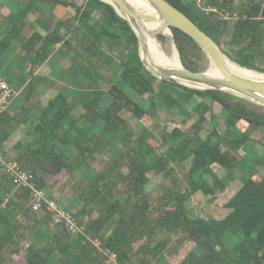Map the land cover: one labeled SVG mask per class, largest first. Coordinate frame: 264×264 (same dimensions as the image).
I'll list each match as a JSON object with an SVG mask.
<instances>
[{"label": "trees", "instance_id": "obj_1", "mask_svg": "<svg viewBox=\"0 0 264 264\" xmlns=\"http://www.w3.org/2000/svg\"><path fill=\"white\" fill-rule=\"evenodd\" d=\"M47 1L71 12L48 33L37 31L18 8L0 23V73L10 65L2 76L14 90L21 88L0 113L3 156L17 161L35 188L58 190L77 169L88 171L96 154L102 156L104 130L113 137L114 156L84 182L78 196L82 205L67 211L101 247L116 254L119 264H152L171 250L177 236L182 241L171 252L174 260L165 264H264V177L258 175L264 153L256 159L240 153L247 145L257 153L264 150V143L253 138L264 134V106L221 90L200 91L154 77L142 64L133 29L103 0ZM167 1L233 59L264 72V0H242L239 7L235 0ZM19 2L24 6L27 0ZM229 13L233 19H227ZM171 29L183 66L201 71L200 62L208 59L204 51L182 30ZM48 60L64 64L60 81L74 80L75 88H83L84 77L93 87L78 91L81 97L75 102L59 86L43 102L48 82L37 70ZM111 69L139 100L98 75ZM214 103L219 113L212 112ZM180 108L190 113V125L173 118L172 129L163 128L157 138L152 125L158 111L174 114ZM124 110L139 124V134L121 115ZM221 121L226 125L223 134ZM18 132L28 141L13 140ZM223 167L228 169L226 179L219 175ZM151 171L169 181L156 202L145 191ZM236 178L240 182L232 185ZM228 185L232 190H226ZM197 193L212 197L213 210L225 209V215L194 213ZM126 204L130 211L122 215ZM13 255L21 256L24 264H108L89 240L55 222L46 202L36 209L32 189L18 185L0 168V264H14Z\"/></svg>", "mask_w": 264, "mask_h": 264}, {"label": "water", "instance_id": "obj_2", "mask_svg": "<svg viewBox=\"0 0 264 264\" xmlns=\"http://www.w3.org/2000/svg\"><path fill=\"white\" fill-rule=\"evenodd\" d=\"M114 7L116 12L127 20L138 39L139 55L144 67L156 78L182 87L200 91L221 90L250 102L264 106V72L242 65L224 52L219 44L205 33L185 13L167 0H140L146 8H137L128 0H103ZM155 24L149 29V25ZM172 27L189 35L204 51L217 70V74L208 70L194 71L183 66L177 49ZM169 29L170 34L165 33ZM159 35L168 37L177 54L178 66L151 61L149 40ZM263 74H248L246 72Z\"/></svg>", "mask_w": 264, "mask_h": 264}, {"label": "rangeland", "instance_id": "obj_3", "mask_svg": "<svg viewBox=\"0 0 264 264\" xmlns=\"http://www.w3.org/2000/svg\"><path fill=\"white\" fill-rule=\"evenodd\" d=\"M235 2H236V6L239 7L242 0H235ZM77 3H81V1L78 0ZM233 13H236V17L239 15L238 10L234 11ZM2 15H3V12H0V19L2 18ZM225 16L229 20L233 19V18H230L231 13H229L228 16L227 15H225ZM93 17H94V19H98L99 13L95 12L93 14ZM49 31H51V28H50V30H48V32ZM62 31L65 32V34H66L65 29H63ZM229 39H230V32L226 36V40H229ZM159 41L161 43V47L163 48V50L168 55H172L174 53L173 43L168 37H166L164 40L159 39ZM231 52L235 53L236 50H232ZM18 58H19V56H18ZM51 63L49 60L46 61V65H44L45 71L50 70V68L53 67V63L52 64ZM261 63H263V65H264V60ZM200 64H201L200 67L202 68L201 71H205V70L210 69L209 70L210 72L215 73V74L218 73L217 70L213 67V65L209 59L201 61ZM63 66H64V64H62V66L58 67L59 69L54 68V73H55L56 77H58L59 81H60V75L62 74V72H64V69L62 68ZM9 72H10V69L8 68V66H5L4 71L2 73L8 74ZM98 75L99 76L103 75L104 77L108 78L109 81L116 83L132 99H134V100L140 99L138 94H136L128 85L123 83V81L121 79H119L118 71L115 72V70H113V69H111L110 71H99ZM82 78L80 80L83 81L84 85H83V88L79 87L78 91L83 92V89H84V92L85 91L88 92L93 87L94 82L91 80L84 79V77H82ZM108 85H109V83L104 84L105 87ZM60 89L64 93H66V95H68V96L75 95V96H78L79 98L81 97L80 92L77 91V88H75V84H73V82L69 83V84L66 83L65 85H63V87H60ZM15 91H16V89H15ZM50 91H54V90L49 89V92ZM17 93L18 92L16 91V94ZM73 100H75V99H73ZM195 100L201 101V97L195 96ZM77 101H79V100L77 99ZM75 102H76V100H75ZM191 103L193 105L194 101ZM143 105L148 107L149 102L144 101ZM219 111H220V107H218V105L215 103L212 104V112L219 113ZM121 115L127 119L129 126L132 127L137 134H139L140 126L134 119H130L129 113L124 110L121 112ZM189 115H190V113H188L184 108L176 109L174 114H171L170 112L168 113V111L166 109H163V110L160 109L157 113L156 123H154L152 125V129L155 131L156 137L159 138V135H161L163 128L168 129V130L172 129L173 118L176 122H182L185 126H189L191 123V121H190L191 119L189 118ZM219 126H220L219 132H221L222 134L225 133L226 132V125L224 124L223 121H221ZM101 133H102V136H104V138L107 139L106 144L101 149L103 151L101 153L102 156L99 154H96L97 161L93 163L92 167L88 171L77 169V171L74 173V175L71 177V179L68 180V182L62 183L63 185H61L58 190L52 189L49 191H43L44 195L46 196V198L49 201L55 202L60 208H62L64 210H69L74 205V208L71 209L72 211L77 209L78 207H80L82 205V200H78V196H79V192H81L83 189L84 182L90 181L96 175V173L100 172L104 168V166L109 165L108 162L114 156V151L112 150L113 148L110 149V146L112 147V145H113V137L107 136L105 134L104 130H101ZM206 133H207L206 130H204L202 132L203 135H206ZM227 134L232 136L233 131L228 130ZM18 136H19V138H21V140H24L25 142L28 141L27 136L20 134L19 132H18V135H15V138L13 140L17 141ZM253 138L264 143V134H262V133H255L253 135ZM247 147H248V145L246 147L240 149V153L243 155L246 154L247 157H249L251 159H256V158H258L259 155L264 153L263 149H258L259 151L257 153L254 151L253 147H250V150ZM68 152L71 155L74 154L73 149H70ZM123 171L126 172L127 169L123 168ZM227 171H228V169L223 167L219 170V175L222 176L224 179H226L227 178ZM258 175L261 177H264V166H262L259 169ZM147 176L149 177L150 182L148 183L145 191L147 193H150L149 200L152 202H156L158 197L161 195L163 188L168 186L169 181L166 178H164L162 175H155V173L153 171L149 172L147 174ZM239 182H240L239 179L236 178L234 180V182L232 183V185H237ZM230 189L232 190L231 185L230 186L228 185L226 190L229 191ZM50 197H52L53 199L51 200ZM125 198H126L125 195L120 196V199L122 201H124ZM195 198H196V200H195V202H193V206H194L193 212L194 213H196V212L200 213L201 212V213H204L208 216H214L216 218H222L225 215V212H226L225 209H221L219 211L213 210V208L211 207L212 202H213L212 197L205 196L202 193H197L195 195ZM129 211H130V207H129V205L126 204L124 206V209H123L121 214L127 215ZM97 213H98L97 210L93 211V213H91V215L88 216L87 218L88 219L93 218L97 215ZM54 221H55V219H54ZM162 235H163V231L160 229V231H158V233H157V236L160 237ZM181 241H182V238H180L179 236L175 237L172 240L171 250H165L163 256H161V258H159L157 261H153L152 264H165L166 262H172L174 260V258L172 257L171 252H172V250H174L175 248H177L180 245ZM138 245H139V242L135 244V247H138ZM11 258L12 259H10V261L13 262L14 264H24V259L21 256L13 255Z\"/></svg>", "mask_w": 264, "mask_h": 264}, {"label": "built area", "instance_id": "obj_4", "mask_svg": "<svg viewBox=\"0 0 264 264\" xmlns=\"http://www.w3.org/2000/svg\"><path fill=\"white\" fill-rule=\"evenodd\" d=\"M233 15L235 16L236 14L234 13ZM16 95V91L10 86L7 80L0 75V113L6 110L10 100ZM0 168H3L18 185L30 187L32 189L33 206L36 209L41 207L42 202H46L48 209L54 213V219L56 222L64 224L72 233L82 235L89 240L106 257L108 264H119L115 253L101 247L96 239H92L86 233L85 227L78 223L69 211L62 209L57 204L49 201L44 195L43 190L37 189L33 186L31 183V175L24 171L17 161L6 159L1 151Z\"/></svg>", "mask_w": 264, "mask_h": 264}, {"label": "crops", "instance_id": "obj_5", "mask_svg": "<svg viewBox=\"0 0 264 264\" xmlns=\"http://www.w3.org/2000/svg\"><path fill=\"white\" fill-rule=\"evenodd\" d=\"M20 1H23V0H20ZM17 3H19V6H17ZM20 4L21 2H19V0H0V12H3L2 18L0 19V23L4 24V22L7 21L6 17L10 14V11L15 10V8H18L19 9L17 10L18 14L21 17L28 20L29 23H32L33 27H36V30L39 31L41 34H45V33H48V30H50V28L51 30H53L62 21H65V19H67L71 13L70 11L66 9L59 8V7H53L50 4V2L47 0H27L24 6ZM49 61L50 63L51 62L53 63V61L51 60ZM59 64L60 63H57V65H55L53 63V67H51L50 70L45 71L44 70V65H46V62H45V64L41 66L40 69L37 70L42 75H45L44 82L45 81L48 82V86L46 87V93H44L45 95L43 94L44 95L43 102H46L49 96L56 94L57 88H59V86L63 87V85L65 84V82L59 81L58 77H56L54 73V68H58L62 66ZM11 65H12L11 68L15 67L14 64H11ZM8 68L10 69V65H8ZM0 74L3 75V73H0ZM73 82L75 81L73 80ZM49 89H52L54 91L49 92ZM16 90L18 92L17 93L18 95L21 91V88L16 89ZM78 90L79 88L77 87V91ZM77 99L80 100L78 96H75L76 102H78ZM18 139H21V138H19L18 136Z\"/></svg>", "mask_w": 264, "mask_h": 264}, {"label": "bare ground", "instance_id": "obj_6", "mask_svg": "<svg viewBox=\"0 0 264 264\" xmlns=\"http://www.w3.org/2000/svg\"><path fill=\"white\" fill-rule=\"evenodd\" d=\"M128 1L133 6H135L137 8H141V9H144V7L146 8L145 4L142 1H140V0H128ZM155 26H156L155 24H151V25H149V29L150 28H154ZM165 33L169 35L170 34L169 29H165ZM149 57H150L151 61H153V62L166 64V65H173V66H178L179 65L176 52L174 51V53L172 55H168L163 50V48L161 47V43H160L158 38H153V39L149 40ZM246 73H248V74H258L257 72L255 73V72H252V71H249V72H246ZM260 75H263V74H258V76H260Z\"/></svg>", "mask_w": 264, "mask_h": 264}]
</instances>
